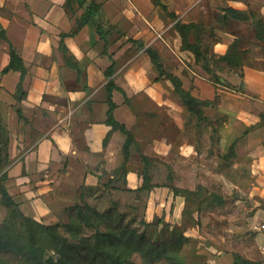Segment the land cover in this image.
<instances>
[{"label":"rangeland","instance_id":"obj_1","mask_svg":"<svg viewBox=\"0 0 264 264\" xmlns=\"http://www.w3.org/2000/svg\"><path fill=\"white\" fill-rule=\"evenodd\" d=\"M160 1L181 23L194 25L189 41L200 47V59L182 49L175 21L153 0H89L87 6L99 5L96 17L90 18L87 6L81 9L77 4L73 15V34L89 27L87 41L92 34L98 40L94 54L101 55L104 45L98 27L106 33L116 61L114 80L125 91L135 117L130 152L139 163L137 189L142 191H126L123 145L115 170L97 173V187L83 188L84 172H62L55 194L71 198L84 210L86 204L99 213L116 207L132 230L155 242L170 239L162 235L165 231L184 236L179 264H209L211 256L225 254L233 264H264V14L257 9L239 14L227 0ZM109 2L116 10L109 14L113 23L101 12ZM19 3L0 0L6 12L18 10L9 28L18 48L19 18L27 16L19 11ZM139 3L146 10L149 4V11ZM86 43L84 50L89 47ZM148 48L157 51L166 75L180 79L182 89L194 99L193 111L167 77L160 78ZM102 59L106 69L110 60ZM6 147L0 144L4 152ZM0 170L1 187L9 178L2 165ZM164 189L168 194H157ZM176 198L184 205L183 218L167 222L165 215L173 213ZM8 214L0 195V227ZM55 224L60 226L57 234L70 244L79 245L82 238L95 234L94 228L83 226L76 211L64 212ZM32 226L41 247L52 245L43 228ZM13 232L24 234L25 229L17 225ZM27 240L25 235L17 253L25 251ZM51 255L60 259L54 250ZM0 258L26 264L12 252H0ZM127 264H143V259L135 255Z\"/></svg>","mask_w":264,"mask_h":264},{"label":"crops","instance_id":"obj_2","mask_svg":"<svg viewBox=\"0 0 264 264\" xmlns=\"http://www.w3.org/2000/svg\"><path fill=\"white\" fill-rule=\"evenodd\" d=\"M19 2V11L27 13L26 17L19 18V48L9 32L18 10L6 12L0 6V24L27 70L23 82L25 95L19 101L21 72L10 70L3 73L10 62V45L0 37V144H7V152L0 149V165L9 178L5 186L20 210L45 225H54L58 217L75 204L65 195L55 194L56 187H59L57 176L62 172L69 175L81 171L85 173L83 188L97 187L100 183L97 173L115 170L126 136L119 131L111 132V126L107 124L105 71L111 65L110 58L103 54V48L101 55L94 54L99 43L94 34L87 41L89 27L76 35L72 32L73 15L78 9L73 5V11L69 10L66 0L60 3L55 0ZM227 2L234 10L249 12L257 9L264 14L261 0ZM139 4L144 11H149V4L148 10ZM114 8L111 2L101 8L111 23L109 14L115 13ZM63 34H70L64 38V43L74 56L78 69L65 64L60 50ZM85 43L89 44L87 50L83 47ZM102 57L110 60L106 69L101 64L105 60ZM113 99L117 104L115 118L131 130L135 117L123 94L114 91ZM19 109L24 119L19 117ZM130 154L126 188L135 190L140 186L139 163L132 151ZM8 157L9 164L6 163ZM71 188L69 193L73 195ZM156 192L168 194L165 189ZM174 202L176 206L173 213L165 215L166 221L183 218L181 199L176 198ZM261 240L264 242L263 237ZM211 258L209 264H233L227 254Z\"/></svg>","mask_w":264,"mask_h":264},{"label":"trees","instance_id":"obj_3","mask_svg":"<svg viewBox=\"0 0 264 264\" xmlns=\"http://www.w3.org/2000/svg\"><path fill=\"white\" fill-rule=\"evenodd\" d=\"M89 0H66V5L69 10L73 11V5L77 4L79 8H85ZM154 5L159 6L162 10L175 21L174 27L181 36V47L183 50L192 52L197 59L202 57V51L200 47L192 44L189 41L191 31L195 28L193 24L181 23L178 20V16L174 12L168 10L167 5L163 4L160 0H153ZM99 5L87 6V13L90 18H94L97 14ZM235 11V10H233ZM239 14L241 11H237ZM100 39L103 41V54L107 55L111 60V65L105 71V77L107 83L105 85L106 91V103L108 105L107 111V124L111 126V132L119 131L126 136L124 143V172L127 176V164L130 160V148L135 143L134 136L131 130H129L124 124L120 123L115 118V110L117 104L113 99V92L120 91L126 102L127 96L125 92L116 84L114 80L116 61L109 53V44L105 31L98 27L97 29ZM70 36V34H63L62 41L60 43V50L63 54L65 64L73 69H78V64L75 63V58L70 54L69 49L64 43V38ZM0 37L7 41L10 45V62L8 66L3 70V73H7L10 70L21 72V81L18 85V100H21L22 95H25L23 89V82L26 76L27 70L23 59L16 53L13 46L10 44L5 29L0 24ZM95 41L93 40L94 44ZM146 53L150 57L152 64H154L159 72L160 78L166 76L172 83L174 92L180 96L185 102L187 107L194 110V99L189 93H186L182 89L181 81L178 77L173 75H166L163 71L159 56L156 50L148 48ZM19 117L24 119L22 111L18 110ZM4 178V177H3ZM6 178V176H5ZM143 188L137 189L142 191ZM127 192H136L130 189H126ZM0 195L2 202L7 206L9 214L6 221L0 227V252L14 253V255H20L24 258L26 264H127L133 259L135 255H140L143 259V264H155L156 262H168V264H179V253L182 249V245L187 240L184 236L177 233H169L165 231V236H169L168 241L155 242L149 239L145 233L139 234L136 230H132L129 223L126 222L125 215L121 214L116 207L109 208L103 213H99L90 208L87 204L85 210L80 207L81 204L76 203L73 207L67 211H76L78 219L82 222L83 226L87 228H94L95 234L90 238H82L79 245L70 244L64 238L57 234L60 226L54 225H41L36 220L26 216L19 208V205L13 200L9 194L6 186L0 187ZM79 204V205H78ZM21 221V223H19ZM158 224L161 221H157ZM37 225L43 228L48 233L50 238V246H40L39 239L36 236V230L32 225ZM20 225L25 229L24 234L15 235L13 232V226ZM164 230H162L163 232ZM26 235L28 243L26 244L25 251L17 253V246L19 242ZM3 250V251H2ZM51 250L56 251L60 255L58 261L51 255ZM0 264H14L6 259L4 261L0 258Z\"/></svg>","mask_w":264,"mask_h":264},{"label":"built area","instance_id":"obj_4","mask_svg":"<svg viewBox=\"0 0 264 264\" xmlns=\"http://www.w3.org/2000/svg\"><path fill=\"white\" fill-rule=\"evenodd\" d=\"M263 251H264V247H263Z\"/></svg>","mask_w":264,"mask_h":264}]
</instances>
